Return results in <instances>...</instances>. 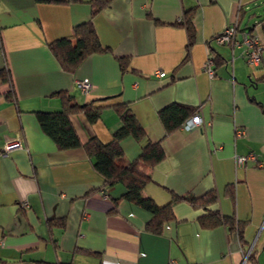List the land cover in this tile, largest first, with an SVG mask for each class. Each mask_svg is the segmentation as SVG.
<instances>
[{
	"label": "crops",
	"instance_id": "1",
	"mask_svg": "<svg viewBox=\"0 0 264 264\" xmlns=\"http://www.w3.org/2000/svg\"><path fill=\"white\" fill-rule=\"evenodd\" d=\"M255 3L109 0L91 16L89 0H0V69H10L14 90L0 84V264H250L253 247L257 264H264V48L250 66L243 43L214 41L235 22L239 42L256 32L264 43V15L252 9ZM187 11L194 30L188 49L179 24ZM88 19L107 50L65 71L47 43L71 36ZM208 57L212 76L204 68ZM82 78L93 84L87 93L76 84ZM61 90L80 104L102 106L93 123L83 112L71 114L81 143L92 136L110 141L120 126L115 104L127 103L145 136L123 138L116 163L126 165L145 143L160 141L165 157L151 169L143 195L161 205L171 192L214 190L207 208L245 223L244 247L225 225L201 226L206 209L185 201L173 205L175 219L161 233L147 231L149 213L120 198L122 183L103 186L82 147L58 150L42 131L35 112L59 110ZM172 102L196 107L204 125L165 135L158 111ZM10 142L19 145L3 151ZM249 153L256 160L236 164V155ZM49 219L63 226H49Z\"/></svg>",
	"mask_w": 264,
	"mask_h": 264
},
{
	"label": "trees",
	"instance_id": "2",
	"mask_svg": "<svg viewBox=\"0 0 264 264\" xmlns=\"http://www.w3.org/2000/svg\"><path fill=\"white\" fill-rule=\"evenodd\" d=\"M77 2L80 0H68ZM109 0H89L91 5V16L108 4ZM264 28V18L260 20ZM187 32V49L192 45L194 30L191 22L190 11H187L179 20ZM60 67L68 72H73L81 61L92 53L107 50L98 38L91 19L74 25L72 35L60 37L47 43ZM214 54L215 52L212 51ZM218 55V54H217ZM122 70L126 68L125 58H118ZM217 59L214 56L213 61ZM212 61V62H213ZM8 83V93L14 95L10 69L5 66L0 69V84ZM55 95L60 97L61 108L56 111H36V118L42 131L52 138L58 150L82 147L88 157L91 158L92 167L102 177L103 186L120 182L125 186V191L120 198L134 202L149 213L145 229L149 232L159 234L171 221L175 219L173 205L179 201H185L192 207L205 208L206 212L198 219L201 226L209 228L217 225H225L230 232L235 231L241 247L246 244L243 231L245 223L239 221L235 216L222 215L219 211L207 207L216 201V193L209 190L201 195L189 194L179 195L171 192V199L164 204H157L150 197L142 193L144 187L152 182L151 169L165 157L160 141L147 142L140 150L136 158L126 165H118L116 159L123 155L121 141L131 136L140 142L145 132L139 124L129 105L125 102L115 104V111L120 120V126L113 131L110 141L102 142L97 137H90L85 143H81L76 130L70 119L71 114L83 112L88 122L93 123L100 117L101 105L92 102L80 104L75 101L73 95L66 91H58ZM197 113V108L183 103L172 102L158 111V117L164 127L165 135L176 131L182 123ZM226 190L233 194L232 185ZM119 198L116 199V201ZM57 223L63 226L61 219H49L48 225ZM254 247L246 255V262L257 264ZM66 264V263H57ZM71 264V263H69Z\"/></svg>",
	"mask_w": 264,
	"mask_h": 264
},
{
	"label": "built area",
	"instance_id": "3",
	"mask_svg": "<svg viewBox=\"0 0 264 264\" xmlns=\"http://www.w3.org/2000/svg\"><path fill=\"white\" fill-rule=\"evenodd\" d=\"M181 19V18H180ZM236 23L227 24L223 30L214 36V41L218 44H227V45H238L243 43L245 45L244 57L246 59V63L250 66H255L259 63L261 57L262 48H264V43L261 42L260 35L256 32L249 34L244 33V37L241 42L236 39ZM212 59L211 57L206 59L204 64V68L207 73L212 76L213 70L211 69ZM164 72H158V75L162 76ZM77 86L84 93H87L92 87V82L87 78L77 79ZM204 125V121L199 113H195L191 117L187 118L182 125L180 126L183 129L190 130L196 128L198 126ZM242 129H237L235 133L238 135L242 133ZM19 142H10L4 145L3 151L10 149L12 146H18ZM256 160V156L253 153H249L247 155H236L235 162L237 165H243L247 160ZM22 206H26L27 202L25 200L21 201ZM169 264H178L175 260L170 261Z\"/></svg>",
	"mask_w": 264,
	"mask_h": 264
},
{
	"label": "rangeland",
	"instance_id": "4",
	"mask_svg": "<svg viewBox=\"0 0 264 264\" xmlns=\"http://www.w3.org/2000/svg\"><path fill=\"white\" fill-rule=\"evenodd\" d=\"M252 6H253L252 9L256 10V12H257L258 14H262V15H264V0H256V3H255V4H252ZM254 19H255V18H254ZM245 21H246V17H244V21L241 23V26L244 25ZM252 22H253V21H251L250 24H251ZM255 27H256V29H258V28H259V25H256ZM262 55H264V54H262Z\"/></svg>",
	"mask_w": 264,
	"mask_h": 264
}]
</instances>
